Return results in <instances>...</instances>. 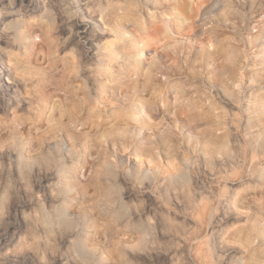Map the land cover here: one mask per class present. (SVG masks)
Masks as SVG:
<instances>
[{
  "label": "rangeland",
  "instance_id": "rangeland-1",
  "mask_svg": "<svg viewBox=\"0 0 264 264\" xmlns=\"http://www.w3.org/2000/svg\"><path fill=\"white\" fill-rule=\"evenodd\" d=\"M187 1L192 19L178 31L162 8L174 0H0V264L264 258V175H250L252 154L241 148L246 164L218 171L202 164V91L240 141L238 97L264 100V0L210 1L207 16ZM116 31L140 63L124 75L113 59L118 78H103L113 91L97 103L98 49L120 43ZM134 99L147 106L139 122ZM251 116L264 122V104Z\"/></svg>",
  "mask_w": 264,
  "mask_h": 264
},
{
  "label": "bare ground",
  "instance_id": "bare-ground-1",
  "mask_svg": "<svg viewBox=\"0 0 264 264\" xmlns=\"http://www.w3.org/2000/svg\"><path fill=\"white\" fill-rule=\"evenodd\" d=\"M156 2L158 0H155ZM210 1H215V3H218V0H201L197 3L198 10H200L202 16H207L208 13L214 10V7H211L209 5ZM189 5L187 0H174V2H171L168 6H162V8H166V12L164 11L165 15V21L167 24V28L173 27L176 28L178 31L182 28L183 24L185 22H189L192 19V11L189 10ZM214 6V5H213ZM169 26V27H168ZM8 28V26H5ZM6 29V28H5ZM116 39H118L119 42H113L111 43L114 45V47L111 48V44L109 45L110 48H99L98 50L101 51V54L103 56V59L100 60V63L98 65L97 73L98 75L95 78V81L97 82L95 86V101L98 103L99 99L102 100L103 97H101L102 93L108 90H112L113 88L107 87L106 84L103 82V78L107 80L106 82H115L118 78V74L115 72H118V70L110 67V62L113 59H118L121 56V60L117 61V67L124 73V75H127L129 72H131V69L138 68V64L140 61H138V57L140 56V53H136L133 51L124 52L123 49L125 47H130L132 41L130 39H127L125 37V33H122L121 31H116ZM23 42H25L28 48H32L31 41L34 39L30 37L29 35H23L22 36ZM134 43V42H133ZM26 47V46H25ZM98 48V47H97ZM264 52V46L261 47ZM261 59H264V54L261 55ZM134 61L136 63H134ZM2 65V62L0 66ZM76 76V75H75ZM98 77V78H97ZM255 82L258 86H260L263 82L262 74L261 75H253ZM101 78V79H100ZM121 81V80H120ZM116 85V84H115ZM118 85V84H117ZM109 88V89H108ZM117 89V88H116ZM115 89V90H116ZM91 90V88H90ZM118 90V89H117ZM121 90V89H120ZM111 91V92H112ZM256 90L254 93H251L249 95H242L241 97H238V101H241L242 99L245 100L246 103V126L244 128V133L247 135L243 141H240L239 137L242 131L240 132H232L233 130L230 128L228 123L225 120H222L223 115L220 112V107L218 106V103L214 101L213 94L210 92V94H207V92L202 91V164L205 167H208L210 170H213L215 168L217 171L216 165L222 164L223 162H229L232 165L238 164L241 162L243 165L246 164V156L241 155V151H239L241 148L244 151H250L252 154L250 161V175L255 176L258 175V177L262 178L264 175V139H260V136H264V127L260 128V135L255 136L252 133V130L264 125V122H262V118L259 120H255L252 118V114L258 112L259 109L263 108L264 100L263 95L260 96L257 94ZM91 93V92H90ZM113 94V93H112ZM115 96H119L120 92L114 93ZM92 95V94H91ZM132 104V112H136L134 114V118L137 120V122L140 121V116H138L137 112L139 113H147V106L142 103L138 99H134L131 101ZM95 106V105H94ZM97 107V106H96ZM122 107V106H121ZM98 109V108H97ZM94 110H96L94 108ZM98 111V110H97ZM100 112V111H99ZM98 112V113H99ZM147 115V114H146ZM209 127L210 129V135L211 138L209 140L206 139V130L204 128ZM213 127L215 128L213 132ZM217 132V133H216ZM259 132V131H258ZM69 141L73 145H77L79 142V137L71 132L65 133ZM138 153L140 150L135 147ZM242 158V159H241ZM257 159V160H255ZM173 168H175V165L170 163ZM262 166V167H261ZM157 172L163 171V168H161L160 164H157L155 166V170L157 169ZM261 167V168H259ZM242 168V166H241ZM153 173V170L151 171ZM141 173V171H140ZM149 170L143 172V178L148 177ZM150 173V176L154 177ZM248 173V171H247ZM179 174V173H177ZM176 177V175H173V177ZM180 177V176H178ZM183 179H186V175L182 173L181 175ZM177 178V177H176ZM138 180V179H137ZM180 180V181H181ZM257 264H264V258H260Z\"/></svg>",
  "mask_w": 264,
  "mask_h": 264
}]
</instances>
